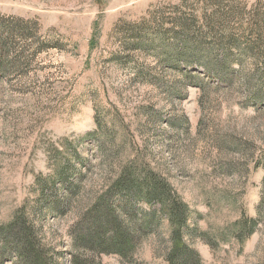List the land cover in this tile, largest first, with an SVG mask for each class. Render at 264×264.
Instances as JSON below:
<instances>
[{
    "label": "rangeland",
    "instance_id": "374dc122",
    "mask_svg": "<svg viewBox=\"0 0 264 264\" xmlns=\"http://www.w3.org/2000/svg\"><path fill=\"white\" fill-rule=\"evenodd\" d=\"M0 21L1 239L16 221L51 264H167L157 200L106 194L134 166L186 206L199 264H264V0H0ZM115 224L127 258L74 247Z\"/></svg>",
    "mask_w": 264,
    "mask_h": 264
},
{
    "label": "trees",
    "instance_id": "16d2710c",
    "mask_svg": "<svg viewBox=\"0 0 264 264\" xmlns=\"http://www.w3.org/2000/svg\"><path fill=\"white\" fill-rule=\"evenodd\" d=\"M15 27L6 25L0 21V70L3 69L4 60L8 53L7 42L14 41ZM15 38V39H14ZM135 167H127L121 171L119 176L111 183L107 193L114 191L116 195L133 193L135 201L149 202L152 199L157 200L160 209L165 214L166 221L169 225V251L166 255L167 264H199L197 254L190 249L183 241L184 227L186 224L187 208L185 205L177 206L171 200L169 186L159 182L153 176H141L136 173ZM103 196H100L97 201H100ZM112 210L105 212V218H102V223L110 221ZM97 220L101 218L98 216ZM17 222H13L4 227L2 239L0 238V258L4 264L6 260H16L15 264H51V257L47 250H44L38 243L35 242V237L29 228H17ZM99 224V221H94ZM103 223V224H104ZM95 232L81 233L74 240V247L83 248L90 252L111 253L127 258L130 249L135 248L138 233L136 227H124L115 224L110 229L100 230L97 225ZM13 233L15 236V244L12 250L8 249V234ZM85 245V246H84ZM80 246V247H79ZM88 247V248H87ZM7 255H10L8 257ZM13 255V256H12ZM76 257H73V264H76ZM13 264V263H12Z\"/></svg>",
    "mask_w": 264,
    "mask_h": 264
}]
</instances>
